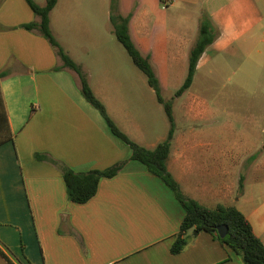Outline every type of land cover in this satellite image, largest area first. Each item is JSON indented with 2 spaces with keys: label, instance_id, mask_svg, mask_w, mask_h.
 <instances>
[{
  "label": "crops",
  "instance_id": "1",
  "mask_svg": "<svg viewBox=\"0 0 264 264\" xmlns=\"http://www.w3.org/2000/svg\"><path fill=\"white\" fill-rule=\"evenodd\" d=\"M136 5L129 33L139 50L146 49L141 53L161 91L164 83L182 85L202 14L219 34L199 57L187 89L223 88L219 77L243 64L245 74L254 76L253 87L237 80L231 90L259 93V98L246 99L240 107L248 124L262 126L238 138L214 130L201 132L197 124L187 133H174L167 167L187 197L207 207H237L264 243V0H136ZM111 12V0H57L50 11V28L60 37L64 27L112 26ZM113 12L128 13L120 2ZM38 19L26 0H3L0 5V71L6 72L0 88L13 133L12 140L0 144V249L10 262L247 264L205 230H190L184 247L171 251L183 207L145 164L128 159L130 147L83 97L77 73L60 68L54 47L37 29L21 26ZM94 40L99 47L101 39ZM62 47L81 66L120 130L147 148L166 137L163 124L156 130L149 122L158 109L148 82L145 90L132 79L124 81L105 52V68L92 53L95 68ZM82 48L89 54L85 45ZM140 100L147 102V116L135 108ZM205 105L203 99L190 100L186 116L201 119L210 112ZM45 156L79 172L128 160L116 175L100 178L88 201L76 203L68 199L61 166ZM0 264H9L1 254Z\"/></svg>",
  "mask_w": 264,
  "mask_h": 264
},
{
  "label": "trees",
  "instance_id": "2",
  "mask_svg": "<svg viewBox=\"0 0 264 264\" xmlns=\"http://www.w3.org/2000/svg\"><path fill=\"white\" fill-rule=\"evenodd\" d=\"M32 12L38 16V21H30L21 24L26 29H37L41 35L50 43L60 57L61 67L73 69L79 78L80 92L83 97L105 118L111 132L124 141L131 149L128 159H134L146 165L147 170L158 176L172 190L175 198L184 209V216L179 225V231L171 245L172 252H179L187 242L190 230H205L216 237L219 241L233 248L247 264H264V243L254 233L252 226L246 216L233 205L217 204L215 207H207L197 200L187 197L180 189L179 183L168 170L167 162L171 149V142L175 133V119L172 110L173 98L182 94L192 83L196 64L202 52L219 34V30L211 23L207 15L202 14L199 21L197 37L190 48L188 55V71L182 85L175 91L174 97L165 100L161 95L159 80L154 73L147 57L143 56L134 44L129 33V19L131 13L126 15L113 12L114 0H111L110 21L113 32L118 41L124 46L132 62L145 74L148 84L153 88L157 100L163 105L169 122L166 137L154 147L147 148L138 144L120 130L113 120L108 116L105 106L96 97L90 87L87 77L81 66L76 63L63 49L50 28V11L57 0H45L44 4L35 0H26ZM6 72L0 71V77ZM13 133L10 130L7 111L0 88V144L6 140H12ZM37 157H42L36 154ZM50 159L62 168V177L65 182L68 199L76 203H84L94 196L98 189L99 180L102 177L116 175L125 165L128 159L118 161L103 169H91L87 171H74L68 166L61 165L56 160ZM242 182L239 183V191ZM227 225L228 230L224 237H219L217 227ZM0 254L9 262L8 257L0 249Z\"/></svg>",
  "mask_w": 264,
  "mask_h": 264
},
{
  "label": "rangeland",
  "instance_id": "3",
  "mask_svg": "<svg viewBox=\"0 0 264 264\" xmlns=\"http://www.w3.org/2000/svg\"><path fill=\"white\" fill-rule=\"evenodd\" d=\"M37 3L43 4L44 0H35ZM3 0H0V5ZM120 2L121 9L128 13H133L136 10V0H114V7ZM127 13V14H128ZM140 15V12H139ZM146 18L148 15L146 14ZM60 37L55 38L59 41L60 45H65V48H69L72 56L80 62H84L90 67H95L96 65L92 63L91 55L93 53V57L100 59V67L105 68L107 61H105L104 53H107L111 58L113 65L116 69L121 71L122 77L124 81L133 80L135 84H137L140 88L145 87L147 89V79L145 74L132 62L130 56L126 52L124 46L118 41L116 38L113 27L109 24H106L104 27H74L67 28L64 27L60 30ZM133 38L135 42H137V37L133 34ZM59 38V39H58ZM94 38H100L101 44L99 47L97 44H94ZM62 43V44H61ZM86 46L89 54L82 47ZM141 50V51H140ZM140 52L143 54L146 53V49L140 47ZM141 53V54H142ZM102 55V56H100ZM144 56V55H143ZM97 63V66L99 65ZM242 61H240L241 63ZM239 63V64H240ZM238 64V62H237ZM243 64L238 70L234 72H227L219 77L220 85L224 84V87L221 88L219 85L217 86V90L203 92L196 87H192L190 90L186 89L179 96L174 97L175 91L180 86H173L168 83H164L161 95L165 100H169L173 98L172 101V110L175 119V133L178 135L181 133H187L194 127H200L199 131L201 132H211L216 131L219 133H228L230 135H234L236 138L239 135L244 134L246 132H251L252 129H259L262 124L259 122L255 124H248L246 122V117L243 114V109L240 107L241 103L246 99H255L259 98L258 92L251 91H232V85L239 80L240 83L249 85V87L254 86L255 78L253 75H246L245 68ZM186 78V75L181 77V82L183 83ZM146 92V91H145ZM156 98V97H155ZM155 108L158 109L153 112L149 117V122L153 123L156 127V130H160V126L165 127L167 131L169 128V122L166 118L163 105L157 104L156 99ZM198 98L199 100L204 101L206 103L205 106L210 107V112L203 116L201 119H193L186 116L187 106L190 100ZM135 108L141 113L143 116H147V102L139 101ZM213 112V116H211ZM156 114V117H154ZM196 124L198 126H196ZM155 130V128H154ZM243 140L236 139V142H241Z\"/></svg>",
  "mask_w": 264,
  "mask_h": 264
},
{
  "label": "water",
  "instance_id": "4",
  "mask_svg": "<svg viewBox=\"0 0 264 264\" xmlns=\"http://www.w3.org/2000/svg\"><path fill=\"white\" fill-rule=\"evenodd\" d=\"M227 230H228V227H227V225H219L218 227H217V233H218V235H219V237H224L225 236V234L227 233ZM197 230H195L194 232H196Z\"/></svg>",
  "mask_w": 264,
  "mask_h": 264
}]
</instances>
